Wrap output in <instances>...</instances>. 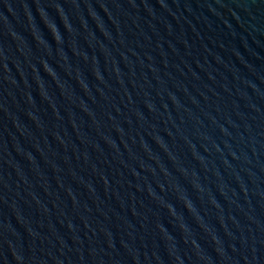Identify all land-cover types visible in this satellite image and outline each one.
<instances>
[{"label": "water", "instance_id": "95a60500", "mask_svg": "<svg viewBox=\"0 0 264 264\" xmlns=\"http://www.w3.org/2000/svg\"><path fill=\"white\" fill-rule=\"evenodd\" d=\"M0 264H264V0H0Z\"/></svg>", "mask_w": 264, "mask_h": 264}]
</instances>
